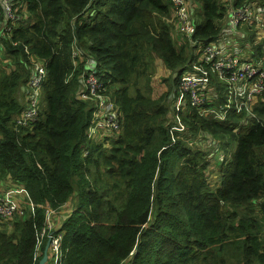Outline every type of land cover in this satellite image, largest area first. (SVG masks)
Here are the masks:
<instances>
[{"label": "trees", "instance_id": "1", "mask_svg": "<svg viewBox=\"0 0 264 264\" xmlns=\"http://www.w3.org/2000/svg\"><path fill=\"white\" fill-rule=\"evenodd\" d=\"M198 1L202 21L176 42L170 0H13L18 19L8 37L1 15L0 185L23 187L34 205L57 211L72 200L59 228L64 264H264V93L246 125L242 116L219 122L190 110L181 137L171 130L168 103L198 44L222 33L229 2L264 7V0ZM242 28L262 60L252 27ZM73 46L82 54L76 68ZM28 55L46 61L47 75L36 122L15 129ZM156 59L171 75L163 79L166 92L153 98ZM89 67L109 80L122 117L121 133L102 141L86 137L91 104L78 98L77 78ZM207 134L224 155L235 143L215 190L205 179L209 147L195 142ZM44 219L35 207L0 228V264H38Z\"/></svg>", "mask_w": 264, "mask_h": 264}, {"label": "built area", "instance_id": "2", "mask_svg": "<svg viewBox=\"0 0 264 264\" xmlns=\"http://www.w3.org/2000/svg\"><path fill=\"white\" fill-rule=\"evenodd\" d=\"M170 2L172 12L167 22L173 25L178 34L190 37L195 32V23L191 16L193 10L189 0H170ZM17 11L18 7L13 0H0V18L4 14L6 18L4 21L9 22V25L3 29L7 37L16 25ZM224 20V27L218 39L203 46L198 44L196 58L192 59L180 73L178 89L171 100L174 108H170L169 104L171 116H175L172 119L178 123L171 125V130L177 133V137L178 135L181 137L187 131L181 122V117L190 110H195L199 117L206 118L207 115H211L213 120L219 122L231 121L232 116H242L241 122L246 125L249 117H253L255 104L264 93V57L254 62L244 60L230 54L222 44L229 36H238L239 29L245 26L252 27L258 42L264 38V7L250 3L233 8L229 2ZM81 56L78 48L73 46L71 62L74 68L78 66ZM28 57L31 74L23 88L24 108L13 118L15 129L30 127L36 122L41 107L42 87L47 75L46 61L35 55ZM89 69L83 71L77 78L80 87L78 98L91 104V118L85 130L86 137L88 140L102 141L108 136L116 137L121 133L122 117L120 107L107 93L106 82L109 84V80L104 82L93 67ZM72 76L73 74L69 75L68 80ZM216 83L225 84V89L218 93ZM186 142L190 146L194 144V140H186ZM217 153H220V150ZM223 157V155L219 156V158ZM35 207H42L45 217L41 228L37 231L35 257L42 256L40 246L46 240L48 245L45 264H64L63 232L59 228L68 212L34 205L28 200L23 187H3L0 189V228L9 230L25 210L33 211ZM122 264H129V259Z\"/></svg>", "mask_w": 264, "mask_h": 264}, {"label": "rangeland", "instance_id": "3", "mask_svg": "<svg viewBox=\"0 0 264 264\" xmlns=\"http://www.w3.org/2000/svg\"><path fill=\"white\" fill-rule=\"evenodd\" d=\"M189 4L191 5V10L192 11V19L193 21L198 24L202 21V17H201V4L198 0H189ZM171 18V16L169 17V19ZM241 30L243 28H240ZM173 36H174V41H178L179 39L182 38V36L180 34L177 33V31L172 30ZM172 36V37H173ZM255 34H254V39H253V44H261V49L264 52V38H262L259 42L256 40L255 38ZM218 37L214 40H217ZM212 40V41H214ZM252 39L250 38V36H248L246 34L244 39H237L235 36H229L226 41H223L222 44H224V46H226L227 51L232 54V55H237L238 57H241L244 60H251V61H256V59L254 58V51L256 50L255 47H252V43L250 42ZM201 46H203L201 44ZM249 47V48H248ZM155 63V71L153 73V77L151 79V86H152V96L153 98H157L159 95L163 94L166 92L167 88V84L165 82H163V79L165 78L168 79L169 76L171 75L169 71H167L160 60L156 59L154 61ZM225 89V84L223 83H216V91L218 93H220L222 90ZM172 100V99H171ZM169 101L168 103L170 104V108H174V104L173 101ZM172 117H175L174 115ZM206 119L211 120L212 116L211 115H207ZM236 122L238 123V120H240V118L235 117ZM171 122L174 124H178L177 122H175L173 119H171ZM220 133L219 130H216L215 134ZM206 137L202 140H198V138H194L191 137L192 139H195V142H197V145H202L205 144L206 147H209L207 149H204L205 152H209L208 156H207V160H208V164H207V168L205 170V179L207 180V183L210 187V189L215 190L218 188L219 184H220V168L222 163L224 162L225 159H229L230 155L232 153V151L234 150L235 147V143L233 141H230L228 143V145L226 146L225 149V155L223 153V151L221 150L222 148V144L220 145H216L211 146L210 143V135H205ZM217 135H214L213 137H215V139H217V142H219V139L216 138ZM220 137V136H219ZM207 142H206V140ZM229 140H232L231 138H229ZM106 148H110V145L108 144L107 146H105ZM214 148V150H213ZM218 149L220 150V153H216L215 151H218ZM211 153V155H210ZM225 156V158H219V156ZM224 159V160H223ZM72 201V200H71ZM71 201L68 205L64 206V211L69 212L71 210H73ZM68 217V216H67ZM229 256V255H228ZM47 264V263H46Z\"/></svg>", "mask_w": 264, "mask_h": 264}, {"label": "water", "instance_id": "4", "mask_svg": "<svg viewBox=\"0 0 264 264\" xmlns=\"http://www.w3.org/2000/svg\"><path fill=\"white\" fill-rule=\"evenodd\" d=\"M47 245H48V243L45 245L44 251L42 253V256H41L38 264H45V262H46V248H47Z\"/></svg>", "mask_w": 264, "mask_h": 264}, {"label": "crops", "instance_id": "5", "mask_svg": "<svg viewBox=\"0 0 264 264\" xmlns=\"http://www.w3.org/2000/svg\"><path fill=\"white\" fill-rule=\"evenodd\" d=\"M232 36H235V35H232ZM245 36H246V34H241L240 32H238V36H235V37L239 40V39H244ZM3 187H6V186L0 185V189Z\"/></svg>", "mask_w": 264, "mask_h": 264}]
</instances>
